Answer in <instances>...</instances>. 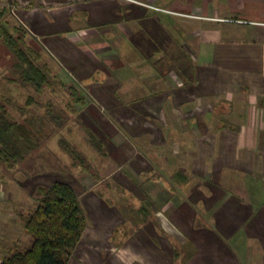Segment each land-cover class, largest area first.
<instances>
[{"label": "crops", "instance_id": "0c3cea01", "mask_svg": "<svg viewBox=\"0 0 264 264\" xmlns=\"http://www.w3.org/2000/svg\"><path fill=\"white\" fill-rule=\"evenodd\" d=\"M83 1L42 0L53 17L37 13L59 40L69 31L93 36L82 50L99 66L81 77L113 80L93 93L109 94L107 106L114 98L125 132L104 131L123 143L101 157L137 180L122 184L128 195L107 213V239L138 250L139 264H264V0ZM38 16L28 19L32 29ZM101 25L88 35L87 26ZM103 105L97 110L109 123ZM3 170L0 245L17 224L25 232L18 213L29 195L17 167L6 168L11 176ZM10 251L0 247V261Z\"/></svg>", "mask_w": 264, "mask_h": 264}, {"label": "rangeland", "instance_id": "374dc122", "mask_svg": "<svg viewBox=\"0 0 264 264\" xmlns=\"http://www.w3.org/2000/svg\"><path fill=\"white\" fill-rule=\"evenodd\" d=\"M41 1L15 0V3L11 4V1L7 2L6 0L4 5H0V10L4 7L7 12L5 15H0V104L8 110L12 120L22 121L27 118L30 121L28 125L41 144L30 156L27 154L23 162L14 165V167H17L16 171L20 172L17 176L20 177V184L28 190L29 194L26 200L21 203V211L29 212L36 206L32 190L37 183L36 181L32 182L28 175L34 173L36 169L38 173H42L44 169L50 172L48 169L51 168L54 174H50L51 172L48 174L44 170L45 173L41 174L38 181L46 185L54 180L71 183L82 203L86 216V227L81 242L72 252L68 264H139L137 262L140 255L138 250H135L136 253H134V249H131V247H123V240L119 236H116V239L108 237L109 240L116 242L117 247H123L115 250L112 243H109L107 239L109 235L107 213H113V210H115L111 206L116 199H119L122 195H128L122 184L130 185L127 183L128 178L133 181L137 180L136 174L127 173L124 166L121 167L119 164L117 168L109 167L107 169L108 163L115 161L112 157H109V161H106L105 157L104 159L101 157L102 154H112L111 156H113L114 148L122 146L121 143H123L121 140L114 143L112 138L108 137V133L104 131L107 129L111 136L118 138L122 137L125 132L121 109L112 104L115 101L114 98L111 105L107 106V101L111 100L109 94H100L98 90H95L97 91L96 96L93 93L95 89L93 87H97L99 83L102 82L107 85L111 84L113 80L98 78L101 73H97L98 77H81L87 74L91 67L99 66L98 63L91 62L89 58L85 60L84 57L87 58V56H85L82 49L91 47L89 44L94 38L90 35L91 33L97 35L98 32L105 30L107 26H87L90 37L87 36L83 40L75 38L72 31L65 33L63 40H59L60 35L58 33L61 32H57V27L47 26L43 29L40 27L43 22L42 15L48 20L53 17L52 14L44 11ZM112 1L119 2L121 5L130 4L129 0H109V3ZM83 2L85 5L86 0ZM110 4L112 5V3ZM37 12L41 16H38L40 14ZM34 15L38 16L39 24L36 26L37 28L32 29L31 20L28 19ZM91 17L93 20L97 19L95 15ZM50 36L53 41L49 43ZM11 39L15 40L17 46L23 50L28 49L27 47L33 49L34 51L28 50L25 54L28 57L35 58L36 65L46 72V82L41 86L39 92L21 86L16 81L14 70H12V65L16 59L6 46ZM87 41H90V43H87ZM120 54H123V50L120 51ZM101 67L105 68L107 66L101 64ZM93 78L95 79L91 80ZM66 86L77 89V93H80L77 94V97H83L84 99L82 104L74 102L73 97L69 94L70 92L67 88H64ZM90 100L95 106L88 104ZM103 104L108 108V111L104 112L110 118L109 123L104 120L105 115L97 110V106H104ZM118 106H120V103H118ZM46 112L55 114L57 119L51 121H61V127L54 129L53 123L45 117ZM126 123L137 126L138 122L128 121ZM52 132H54V135L51 136L52 139L48 145L47 142L44 143L43 141ZM101 132L107 134L105 139H103V133L101 134ZM58 137L64 142L65 148L62 149L67 156L60 152L56 144L53 143L56 141L55 138ZM96 141L101 144L103 149L101 152H98V148L94 146ZM71 161L73 164L81 162L82 169L72 167L70 165ZM62 165L65 168L59 167ZM0 166L4 168V172L11 176V173L6 170L7 165L0 163ZM135 192L137 193L136 190ZM15 216L17 217V215ZM30 242V236L21 229V224H17V229L12 235L7 234L0 247L3 250L6 248L12 251L13 249H24L29 246ZM129 249L131 250L129 251ZM148 256L149 258L153 257L152 255ZM152 264L154 263L152 262Z\"/></svg>", "mask_w": 264, "mask_h": 264}, {"label": "trees", "instance_id": "16d2710c", "mask_svg": "<svg viewBox=\"0 0 264 264\" xmlns=\"http://www.w3.org/2000/svg\"><path fill=\"white\" fill-rule=\"evenodd\" d=\"M6 13V9L2 7L0 15ZM2 29L5 31L4 27ZM6 46L16 59L12 65L16 81L21 86L39 92L47 78L46 72L36 65V59L25 54L28 50H34L30 47L21 49L13 39ZM64 88L70 92L74 102L82 104L84 99L77 97V89L70 86ZM45 117L53 123L54 129L61 127V121H51L57 119L55 114L46 112ZM29 123L27 118L22 121L12 120L8 110L0 104V163L7 165V168L23 162L27 154L30 156L41 145ZM52 135L54 132L47 135L43 142L46 143ZM58 144L65 148L61 138L58 139ZM94 146L98 148V152L103 150L97 141ZM37 173L36 169L30 174L32 182H35ZM32 191L36 200L35 208L18 213L31 242L24 249H13L2 257L0 264H68L86 227V216L79 197L72 184L62 180H54L48 185L37 183ZM113 238L116 239L115 236Z\"/></svg>", "mask_w": 264, "mask_h": 264}, {"label": "built area", "instance_id": "2783aa9c", "mask_svg": "<svg viewBox=\"0 0 264 264\" xmlns=\"http://www.w3.org/2000/svg\"><path fill=\"white\" fill-rule=\"evenodd\" d=\"M150 7H152V6H150Z\"/></svg>", "mask_w": 264, "mask_h": 264}]
</instances>
